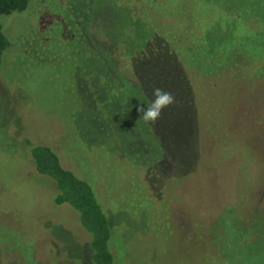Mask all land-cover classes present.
I'll return each instance as SVG.
<instances>
[{
  "label": "rangeland",
  "instance_id": "374dc122",
  "mask_svg": "<svg viewBox=\"0 0 264 264\" xmlns=\"http://www.w3.org/2000/svg\"><path fill=\"white\" fill-rule=\"evenodd\" d=\"M27 1L0 17V264H91L75 212L54 205L53 182L33 172L35 145L91 186L112 264H264V0H189L191 16L205 7L214 25L186 63L165 59L152 82L139 76L142 89L170 77L158 87L177 102L154 125L137 111L152 95L127 84L129 61L114 58L115 89L85 53L94 0ZM211 55L237 82L207 104L215 111L191 110Z\"/></svg>",
  "mask_w": 264,
  "mask_h": 264
},
{
  "label": "trees",
  "instance_id": "16d2710c",
  "mask_svg": "<svg viewBox=\"0 0 264 264\" xmlns=\"http://www.w3.org/2000/svg\"><path fill=\"white\" fill-rule=\"evenodd\" d=\"M94 1L92 2L96 4V13L91 23L93 25H88L85 32L80 33L84 39L85 53L95 51L94 59L98 66V77L103 78L105 86H111V76L119 78L117 70L119 67H114V58L125 57L131 67L130 73L126 74L132 78L126 81L127 84L137 86L146 96L152 95L153 86L157 88L160 81L163 82L170 77L161 76L156 85L146 84L151 88L144 86L142 89L143 85L139 76L146 75L152 82L154 76L158 77V70L153 67L157 66V62L160 64L165 59L168 60L165 66L169 63L172 65L173 60H177V56L178 60L182 59L186 63L184 57L187 59L196 48L200 46L204 48L208 44L206 40L210 37L214 25L212 10H207L205 7L198 6L195 8L196 17L191 16V10L194 8L191 7L189 0H172L168 3L172 5L165 4L162 7L159 4L163 0H122V4L116 0ZM191 1L198 5L197 0ZM27 3V0H0V17L24 12ZM74 27L80 28L79 25ZM75 28L76 33L78 29L75 31ZM92 30L100 35L99 40L92 38ZM209 44L215 49L219 48L216 41L212 40ZM7 47L8 41L0 25V60ZM209 57L212 67L202 70L204 71L202 74L209 78L206 85L199 89L198 96L188 93L189 99L195 101L192 103L191 110L197 108L198 112L215 111L217 108L207 104L214 103L222 94H226L225 90H228L227 93L231 92V87L237 82L236 78L233 79L223 71L228 68L227 65L218 66L220 61L218 56ZM232 63L235 62L232 61L230 64ZM140 65L141 74L135 72L138 71L136 67ZM179 79L180 77L176 82ZM131 81L134 85H130ZM117 84L118 82L113 83V88L117 89ZM169 90L170 88L167 89ZM202 104L207 105V108L204 109ZM28 157L32 163L33 172L53 182V204L66 205L75 212L79 227L88 235L90 263L112 264L108 246L110 227L91 186L75 177L72 172L62 168L57 155L44 145L29 146Z\"/></svg>",
  "mask_w": 264,
  "mask_h": 264
},
{
  "label": "clouds",
  "instance_id": "9594fccd",
  "mask_svg": "<svg viewBox=\"0 0 264 264\" xmlns=\"http://www.w3.org/2000/svg\"><path fill=\"white\" fill-rule=\"evenodd\" d=\"M176 102L173 93L157 87L153 89L152 99L147 106H138L137 111L142 113L141 119L144 122L154 125L161 118L163 111L176 104Z\"/></svg>",
  "mask_w": 264,
  "mask_h": 264
}]
</instances>
